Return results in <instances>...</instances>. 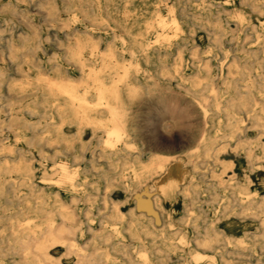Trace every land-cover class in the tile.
Listing matches in <instances>:
<instances>
[{
  "label": "bare ground",
  "instance_id": "1",
  "mask_svg": "<svg viewBox=\"0 0 264 264\" xmlns=\"http://www.w3.org/2000/svg\"><path fill=\"white\" fill-rule=\"evenodd\" d=\"M120 2L119 9H112V0H68L65 10L69 19L62 20L59 27L72 34L73 22L83 35L73 32L72 42L65 44L64 56L60 58L79 72L77 77L71 76L67 68L61 67L58 57L53 56L51 73L38 64L34 77L10 85L17 87L18 99L7 103L3 110L6 118H0V129L6 127L12 134L8 143L0 138V195L8 189L19 198L18 203L23 198V206L15 214L24 218H16L9 233L0 235V253L16 254L20 264H54L51 251L58 250L54 247L75 251L70 246L84 230V220L75 218L80 201L86 205V220L90 207L100 201L111 210V222L109 228L98 232L90 224L85 225L92 231L93 239L106 247L102 249L93 240L95 246L90 252H75L79 256L75 264H157L156 258L163 260L169 254L181 252L185 256L190 254L195 262L201 260L205 254L191 251V244L212 249L220 264H232L228 255L242 253L248 248L247 242L223 228L217 231L214 224L233 226L236 218L246 217L257 219L262 225L258 234L264 248V195L255 198L246 185L231 182L230 176L224 179L227 171L234 173V160L222 157L230 147L235 155L243 152L249 163L264 158V144H260L259 153L252 146L254 142L259 144V138L251 140L243 133L247 128L264 132V102L254 97L255 93H264V74L254 75V69L236 59L213 64L197 50L187 55L184 8L179 12L176 5L164 3L167 13L163 15L160 4L144 8L138 0ZM219 6L218 13L224 10ZM201 9L210 10L205 5ZM234 14L238 21L245 19L240 11L235 10ZM21 46L33 52L43 50L36 36H24ZM255 54L256 50L247 52L253 59ZM158 76L176 80L179 94L186 98L177 106L178 113L187 114L193 105L203 130L188 149L154 152L142 160L143 150L137 144L138 103L151 96L156 99L160 114L169 109L165 92L171 91L170 86L159 83ZM219 113H224V120L218 119ZM33 115L35 120L30 118ZM209 126L216 127L213 134L208 132ZM148 143L169 145L168 140L159 138ZM35 161L40 166L42 186L34 183ZM202 163L210 165L208 177L212 182L207 186L210 192L204 202L215 210L211 220L204 207L197 205L201 211L196 214L190 208L201 200L199 185L193 180L196 173H201ZM4 174L7 176L1 179ZM246 179L250 181L248 176ZM22 188L27 192L18 195ZM120 192L125 193L124 198L111 197ZM173 192L187 211L177 218L178 224L198 229L197 221L206 223L202 231H196L193 242L179 226L170 234L176 222L164 204L173 203ZM128 198L131 205L124 213L120 206ZM157 219L158 225L154 222ZM124 233L137 243L132 244L137 259L130 255Z\"/></svg>",
  "mask_w": 264,
  "mask_h": 264
},
{
  "label": "rangeland",
  "instance_id": "2",
  "mask_svg": "<svg viewBox=\"0 0 264 264\" xmlns=\"http://www.w3.org/2000/svg\"><path fill=\"white\" fill-rule=\"evenodd\" d=\"M120 1L121 0H112L111 8L119 9L121 5ZM204 1L205 2H203V0H138L137 3L144 8H149L154 6L155 4H160V11L163 15H166L167 13L166 4L176 5L179 8V12L182 8L185 9L186 15L183 17V19L184 22H186L184 42L186 46L185 53L187 55H189L188 53L191 50H197L199 55L206 57L213 64L226 61L230 62L232 61V59H236L238 63L247 65L254 69V75L260 73L264 74V0H229L226 3L225 0ZM67 3L68 0H0V72H3L0 74V118H6V113L3 110L6 109L7 103L11 101L16 102L18 99L17 87L10 85L12 83H19L21 81H25L34 77L35 72L38 69V64L40 65L41 69H46L49 73H51V71L54 69L52 57L55 56L58 57V61L61 64V67L67 68L70 71L71 76H78L79 72L73 66L67 64L65 60L60 58L64 56L65 44L72 42L74 33H77L76 35H83L81 28L77 27L76 23L72 22V25L75 26V28L72 30V34L69 35L67 34L68 30L66 28L59 27V24L62 22V20L69 19V14L65 10V6L67 5ZM203 5L209 7L210 10L201 9ZM219 5H222L224 9L220 13L217 12V10L221 7ZM235 10L243 13L245 19L242 21H238L234 14ZM225 21H227L228 23ZM200 28H202V30ZM169 32L172 31L169 29ZM27 35L36 36V39L40 42L43 50L37 49L33 52V50H31L30 48L22 47L21 45L23 38ZM10 37H12V40ZM8 39L10 41H8ZM193 41L197 42L194 43ZM188 43L190 45H188ZM10 45H13L15 47L14 50H12L13 46L11 47ZM189 47H191L190 50ZM101 48H105V41H102ZM255 50V58L253 59L252 57H248L247 52ZM23 51H25L26 53ZM259 80V78L256 79L255 85H259ZM158 81L161 84H168L170 86L171 91L165 92L166 98L169 100L168 112L160 114L158 111V103L156 99L151 96H147L145 100H141L138 103L137 110L135 112L136 119L139 125V138L137 139V144L141 146L143 150L141 155L142 160H147L148 157L154 152L174 153L188 149L195 144L196 139L203 130L202 125L198 123L199 115L193 105L189 106V111L187 114L178 113L176 109L177 106L183 103L186 98L181 93L179 94L181 89L177 85L176 80L171 81L158 76ZM254 97L259 100L261 99L264 102V93H255ZM28 98L29 97H26V100ZM240 115L243 117V112H240ZM30 118L32 120H35L37 117L33 115ZM224 118V113L218 114V119H221L220 121L224 120ZM244 122L246 123L247 120H245ZM172 129L174 131H172ZM207 129L209 133L213 134L216 127L209 126ZM243 133L245 136H249L251 140L259 138V144H255V142L252 144V146H254V152L259 153L260 144H264V132H262L260 128H247ZM0 138H3L1 142L6 143L7 141L8 143L12 140V134L5 127V129L3 130L0 129ZM156 138L168 140L170 146L168 144L166 146H158L153 143H148V141H154L156 140ZM182 139L185 141H183ZM231 142L233 143V146V140ZM227 149L229 150L224 152L222 154V157L225 159L234 160V173L231 170L227 171L226 174H223V178L229 179L230 176L233 178L232 180H230L231 182L244 184L247 186L248 190H252L254 192L255 198L262 197L264 195V158L253 160L252 163H249L245 159L243 152L235 155L230 151V147H227ZM146 155L149 156L147 157ZM201 165L204 166L199 169L201 173H196L193 180L199 185L198 190L199 188L200 190L198 197L201 200L194 205H190V208L192 209V213L194 212L196 214V212L201 211V209L197 208V205L204 207L205 209H207V213L210 214L208 220H211L215 216V210L210 205L204 202V200L208 199L210 192V190H206L207 186L212 182L210 177H208V167L210 165L204 163H202ZM35 166L36 180L34 179V183L42 186L44 182H42L41 180V174L39 173L40 166L37 161H35ZM215 168L217 169L218 167ZM188 169L190 168L188 167ZM202 173L204 176H202ZM6 176L7 175L4 174L1 179L5 178ZM247 176L250 179L249 182L246 179ZM26 192V189L22 188L17 194L24 195ZM171 194L173 203L165 202L164 207L172 212L171 216L173 217L174 222H176L177 218L181 215H184L187 211L181 204V199L177 195V193L173 192ZM63 196L64 198H67L64 194ZM111 197L122 199L125 197V193L120 192L118 194L111 195ZM18 199L19 198L15 197L8 189L3 192L2 195H0V214L3 215L0 218V235L9 233L10 226L16 221V218H24V215L15 214L16 209L22 207L24 202V199L22 198L21 200L23 202L18 203ZM127 200V202L120 206V210H122L124 213H127L128 208L131 205L130 198H128ZM84 207L86 208V205L82 201H80L78 203V208L76 209L75 218L84 220L85 224H82V230L84 229L82 234L79 237L77 236L74 239V245L70 246V248H74L75 251H73L72 249L68 250L64 246L54 247V249H58L56 251H51L54 264H75L76 260L79 257L75 252L81 251L80 253L86 254L94 248L95 243L92 242L94 240L92 237V231L87 230L85 226L87 223L91 225L95 232L100 231V229H103V227H110L111 221L110 219H108V216L111 210L109 209V207H104L102 204H100V201L98 203H95L92 207H90L91 210L88 214V220H86L85 217ZM154 222L157 225L160 224V221L158 219ZM197 224L200 227L198 229H193L190 224L185 225L182 223L178 224L176 222V225L172 227L173 231H170V234H173L180 227L183 229H181V231L186 234L187 239L190 240V242H193V238L196 236V231H202L203 226H205L206 223L205 221L203 222V220H199L197 221ZM120 225L122 224H119L117 226ZM214 226L217 231L223 228L227 233L231 232L230 234L232 235L242 236L247 242L246 245L248 246V248L243 250L242 253H234L228 255V260L230 261V263L264 264V248L261 247V245L263 244V239L258 234L262 231V225L257 219L251 217L242 219L236 218L235 224L233 226L224 225V223L222 222L215 223ZM244 232L246 233L244 234ZM124 235L125 238L123 237V240L129 243L128 248L130 249V251H132L130 255L133 257V259H137L136 254L133 252L134 247L132 246V244L135 246L137 243L128 235H126V233H124ZM5 239L6 237L2 240ZM94 241H96V244L98 243L97 246L105 249V244L99 242V240ZM144 241L147 242V239H144ZM191 246V251H200L205 254L206 258L204 256L201 260L195 262L191 258L190 254L186 253L185 256V253L181 252L177 254H169L163 260H159L156 258L155 262L157 264H160L161 262L163 264H215V262L216 264H220L218 255L213 252L212 249H203L194 244H191ZM98 251H100V249ZM114 256L118 258L125 257L119 254H114ZM210 256H213L215 260H211ZM0 264H20V261L16 254L6 253L4 255L0 253ZM124 264H126V262H124Z\"/></svg>",
  "mask_w": 264,
  "mask_h": 264
}]
</instances>
